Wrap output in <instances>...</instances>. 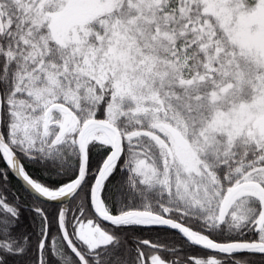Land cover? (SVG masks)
<instances>
[{
	"label": "snow or ice",
	"instance_id": "snow-or-ice-1",
	"mask_svg": "<svg viewBox=\"0 0 264 264\" xmlns=\"http://www.w3.org/2000/svg\"><path fill=\"white\" fill-rule=\"evenodd\" d=\"M0 264H264V0H0Z\"/></svg>",
	"mask_w": 264,
	"mask_h": 264
}]
</instances>
